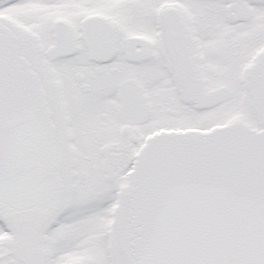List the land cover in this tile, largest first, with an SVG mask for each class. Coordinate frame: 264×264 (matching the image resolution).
Masks as SVG:
<instances>
[{"label":"snow or ice","instance_id":"obj_1","mask_svg":"<svg viewBox=\"0 0 264 264\" xmlns=\"http://www.w3.org/2000/svg\"><path fill=\"white\" fill-rule=\"evenodd\" d=\"M0 264H264V0H0Z\"/></svg>","mask_w":264,"mask_h":264}]
</instances>
